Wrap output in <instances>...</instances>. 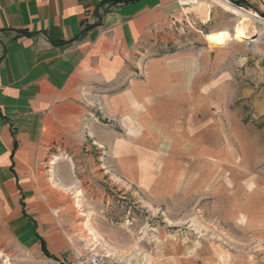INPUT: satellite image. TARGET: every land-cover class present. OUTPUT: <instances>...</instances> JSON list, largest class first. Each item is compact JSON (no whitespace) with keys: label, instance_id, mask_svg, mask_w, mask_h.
Here are the masks:
<instances>
[{"label":"crops","instance_id":"crops-1","mask_svg":"<svg viewBox=\"0 0 264 264\" xmlns=\"http://www.w3.org/2000/svg\"><path fill=\"white\" fill-rule=\"evenodd\" d=\"M220 2L0 0V251L41 252L21 198L41 214L94 151L102 177L194 204L212 234L161 235L167 263L264 264V86L237 75L264 30L237 37Z\"/></svg>","mask_w":264,"mask_h":264},{"label":"rangeland","instance_id":"rangeland-1","mask_svg":"<svg viewBox=\"0 0 264 264\" xmlns=\"http://www.w3.org/2000/svg\"><path fill=\"white\" fill-rule=\"evenodd\" d=\"M227 2L235 7H245L244 11L253 8L243 0ZM221 5L239 22L241 14L223 3ZM254 13L264 19V12ZM247 24L252 29L256 26L264 30L260 21L251 20ZM244 35L245 31L240 37ZM247 42L253 48L262 45L261 40L253 36ZM240 62L238 77L246 74L243 70L248 66L252 70L253 85L264 86V56L259 51H252ZM97 155L93 151L90 159L87 152H79L74 171L70 169V174L76 176L74 182L62 183L51 176L50 186L57 190L56 197L36 200L48 204L41 214L31 215L29 209L26 212L25 199L21 198L22 216L41 230L42 250L38 255H31L14 246L13 242L12 254L7 250L0 251L4 264H76L78 254L88 253L109 255L113 264H170L161 254V235L178 234L189 238L190 242L202 234H212L210 230L202 229L203 222L194 204L182 208L153 204L135 188L117 183L108 176L102 177L100 170L95 168ZM63 171L62 176L67 180L68 169ZM43 241L49 254L43 250Z\"/></svg>","mask_w":264,"mask_h":264},{"label":"bare ground","instance_id":"bare-ground-1","mask_svg":"<svg viewBox=\"0 0 264 264\" xmlns=\"http://www.w3.org/2000/svg\"><path fill=\"white\" fill-rule=\"evenodd\" d=\"M220 1L225 2L226 5H228V7L230 9H232L237 14L242 15V17L239 20L237 27H236V36L237 37H240L243 35L244 29L247 28L246 27L248 25L247 23L250 22L251 20H257V21H260L261 24H264V20L258 18L256 13L251 12V11H244L243 9H241L239 7L232 6L226 0H220ZM229 37H230L229 32H215V33L209 34V36H208L210 41L217 43V44L224 42Z\"/></svg>","mask_w":264,"mask_h":264},{"label":"built area","instance_id":"built-area-1","mask_svg":"<svg viewBox=\"0 0 264 264\" xmlns=\"http://www.w3.org/2000/svg\"><path fill=\"white\" fill-rule=\"evenodd\" d=\"M239 8L246 10L243 7H239ZM111 260L112 259L110 258L109 255L100 254V253L78 254V256H76L75 258L76 264H113Z\"/></svg>","mask_w":264,"mask_h":264},{"label":"trees","instance_id":"trees-1","mask_svg":"<svg viewBox=\"0 0 264 264\" xmlns=\"http://www.w3.org/2000/svg\"><path fill=\"white\" fill-rule=\"evenodd\" d=\"M43 250H44V252H45L46 254H49V253H48V250H47V247H46V244H45L44 241H43Z\"/></svg>","mask_w":264,"mask_h":264}]
</instances>
